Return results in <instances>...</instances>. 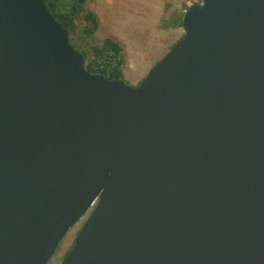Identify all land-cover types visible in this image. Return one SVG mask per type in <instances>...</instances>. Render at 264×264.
<instances>
[{"label": "water", "instance_id": "95a60500", "mask_svg": "<svg viewBox=\"0 0 264 264\" xmlns=\"http://www.w3.org/2000/svg\"><path fill=\"white\" fill-rule=\"evenodd\" d=\"M136 87L87 72L45 0H0V264H264V0H201Z\"/></svg>", "mask_w": 264, "mask_h": 264}, {"label": "rangeland", "instance_id": "374dc122", "mask_svg": "<svg viewBox=\"0 0 264 264\" xmlns=\"http://www.w3.org/2000/svg\"><path fill=\"white\" fill-rule=\"evenodd\" d=\"M194 1L87 0L85 9L97 19V30L86 40L79 22L72 40L88 54L93 46L102 45L106 39L122 44L123 80L136 87L184 36V29L177 24ZM136 81L141 82L133 84ZM81 226L79 222L69 230L48 264L63 262Z\"/></svg>", "mask_w": 264, "mask_h": 264}, {"label": "trees", "instance_id": "16d2710c", "mask_svg": "<svg viewBox=\"0 0 264 264\" xmlns=\"http://www.w3.org/2000/svg\"><path fill=\"white\" fill-rule=\"evenodd\" d=\"M45 2L52 15L68 30L72 46L83 53L87 72L91 74L100 73L107 80L124 79L122 72V48L117 42L112 39H106L102 45L93 46L91 53L88 54L72 40V34L78 31L77 24L79 22L81 24L80 31L84 34L86 40L91 38L97 30V19L85 9L87 0H45ZM183 15H181L177 24L181 28ZM72 247L73 245L70 250ZM70 250L66 253L64 259Z\"/></svg>", "mask_w": 264, "mask_h": 264}, {"label": "flooded vegetation", "instance_id": "af4514ba", "mask_svg": "<svg viewBox=\"0 0 264 264\" xmlns=\"http://www.w3.org/2000/svg\"><path fill=\"white\" fill-rule=\"evenodd\" d=\"M90 213H91V212H88L86 215H84L83 219H82L81 221H79V222H82L81 229H82V227H83L85 221L87 220L88 216L90 215ZM79 222H78V223H79ZM74 242H75V241H74ZM74 242H73V243H74ZM67 252H68V251H67ZM67 252H66V253H67ZM65 255H66V254H65Z\"/></svg>", "mask_w": 264, "mask_h": 264}, {"label": "built area", "instance_id": "2783aa9c", "mask_svg": "<svg viewBox=\"0 0 264 264\" xmlns=\"http://www.w3.org/2000/svg\"><path fill=\"white\" fill-rule=\"evenodd\" d=\"M194 4H201V0H196L193 3L190 4V6L194 5Z\"/></svg>", "mask_w": 264, "mask_h": 264}, {"label": "crops", "instance_id": "0c3cea01", "mask_svg": "<svg viewBox=\"0 0 264 264\" xmlns=\"http://www.w3.org/2000/svg\"><path fill=\"white\" fill-rule=\"evenodd\" d=\"M120 44H121V43H120ZM120 47L122 48V51L124 52V46L121 44ZM123 75H124V74H123ZM142 80H143V79H142ZM140 82H141V81H139V82L136 81V82L133 83V84H139Z\"/></svg>", "mask_w": 264, "mask_h": 264}]
</instances>
